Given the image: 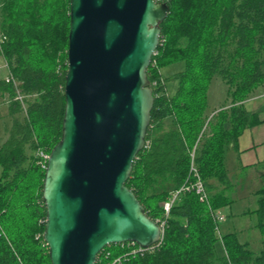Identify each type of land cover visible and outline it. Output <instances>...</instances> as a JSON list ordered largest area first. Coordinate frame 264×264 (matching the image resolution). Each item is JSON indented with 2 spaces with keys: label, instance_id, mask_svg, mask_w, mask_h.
Returning a JSON list of instances; mask_svg holds the SVG:
<instances>
[{
  "label": "trees",
  "instance_id": "obj_1",
  "mask_svg": "<svg viewBox=\"0 0 264 264\" xmlns=\"http://www.w3.org/2000/svg\"><path fill=\"white\" fill-rule=\"evenodd\" d=\"M158 1L170 12L148 69L155 103L127 187L151 219L164 223L163 236L143 251L132 243L106 246L96 264H264V172L254 194L257 206L246 213L258 218L259 253L222 227L221 242L208 204L194 193L182 194L168 215L163 207L189 178L194 150L210 207L233 204L226 152L237 149L246 128L262 122L246 102L264 88V0ZM70 21V0L0 2V32L7 37L0 56L24 96L16 100L13 83L0 80L11 118L0 148V264H52L43 237L46 168L37 164V152L50 155L62 138ZM175 64L183 68L173 76L177 88L170 94L161 70ZM215 78L228 86L231 103L210 117Z\"/></svg>",
  "mask_w": 264,
  "mask_h": 264
},
{
  "label": "water",
  "instance_id": "obj_2",
  "mask_svg": "<svg viewBox=\"0 0 264 264\" xmlns=\"http://www.w3.org/2000/svg\"><path fill=\"white\" fill-rule=\"evenodd\" d=\"M169 12L158 0H70L63 133L43 184L52 264H96L106 246L161 240L127 182L146 144L148 69Z\"/></svg>",
  "mask_w": 264,
  "mask_h": 264
},
{
  "label": "crops",
  "instance_id": "obj_3",
  "mask_svg": "<svg viewBox=\"0 0 264 264\" xmlns=\"http://www.w3.org/2000/svg\"><path fill=\"white\" fill-rule=\"evenodd\" d=\"M262 97H264V92L261 95L253 96V98L246 102L247 110L250 112H257L262 122L253 127L246 128L238 139L237 149L230 147L226 152L225 164L232 184V190L229 196L233 200V204L219 210L223 212L227 218V222L221 226L223 231H225V233H236L241 242H248L250 245L252 227L251 223H248L247 218L251 217L249 216L250 214H246L250 207L245 205L243 206L244 208L239 209L237 205L247 201V197L251 195L255 197V192L261 188L260 186L257 190L252 189L254 179L257 177L261 179L264 172L262 168V164L264 163V104L257 106L254 102V100L263 99ZM10 128L11 125L10 127H6L7 138ZM3 140L0 141V148L7 139L2 143ZM228 210L231 214L233 213L235 215H233V217H237L236 219L244 220L241 230L238 231V226H235L234 223H230L231 218H228ZM220 249L221 254H224L223 246H221Z\"/></svg>",
  "mask_w": 264,
  "mask_h": 264
},
{
  "label": "rangeland",
  "instance_id": "obj_4",
  "mask_svg": "<svg viewBox=\"0 0 264 264\" xmlns=\"http://www.w3.org/2000/svg\"><path fill=\"white\" fill-rule=\"evenodd\" d=\"M1 2V0H0ZM6 64V61L4 60L3 57L0 56V79L5 80L7 74H8V70L6 68H4ZM183 68V66L181 64H175L172 66H169L167 68H164L163 70H161V73L163 74L164 78L168 79V93L173 94L177 88V83L173 80V76L181 71ZM264 92V89H258L253 96H258L261 95ZM209 98H208V102H209V108L207 111V114L212 117L216 111L222 109L223 107H227L230 105L231 103V98L228 95V86L226 85V83L221 79V78H215L213 79L210 88H209V94H208ZM252 96V98H253ZM263 99H258V100H254L255 104H257V106H261L264 104V97H262ZM248 102V101H247ZM9 107H10V98L8 95H0V141H2V143L7 139V130L6 127H10L11 125V118H10V111H9ZM9 131V130H8ZM1 167H0V171H1ZM263 184V180L262 177L261 179H259L258 177L256 179H254V185L252 186L253 190H257L258 188H260V186L262 187ZM247 206L250 207L249 211L253 210L256 208L257 203H256V198L251 195L249 197H247V201H245L244 203L241 202L240 205H237V207L239 209L244 208L243 206ZM229 211V210H228ZM229 216L228 218H231L230 223H234L235 226H238L237 229L238 231L242 229V224L244 222L243 219H236L235 217H233V213L231 214V212L229 211ZM235 216V215H234ZM251 218H247L248 223H251V245H250V249L256 253H259L260 250L263 247V241H262V236L260 231L258 230V228H256L257 222H258V218L256 215H249ZM233 217V218H232ZM227 220V218H226ZM250 220V221H249ZM227 221L224 222V224ZM223 231V229H222ZM223 233H225V231H223ZM244 236V235H243Z\"/></svg>",
  "mask_w": 264,
  "mask_h": 264
},
{
  "label": "built area",
  "instance_id": "obj_5",
  "mask_svg": "<svg viewBox=\"0 0 264 264\" xmlns=\"http://www.w3.org/2000/svg\"><path fill=\"white\" fill-rule=\"evenodd\" d=\"M6 40H7V37L3 33L0 32V49L2 48V45L6 42ZM4 68H6L8 70V74L5 78L6 82L7 83H13V86L16 89V92H17L16 100L23 102L24 96L20 93L19 83L10 74L9 67H8L7 63L5 64ZM37 157L39 158V161L37 164L42 166L43 168H46L47 161L49 159V154L47 152H45L44 150H39L37 152ZM195 158H196V156H195V150H194L191 153V164H190L189 178L187 179L186 183L183 184V186H181L177 191L172 193L171 198L163 204V207H164L166 214L168 215L173 204L178 200V198L182 194L194 193L195 195H197L199 197L201 202L208 204L210 211H211V214H212V217L216 221V232L219 235V238L222 242V232H221L220 227L226 221V216L223 212L216 211L210 207V195H209V192L206 188L205 182L201 177L199 169L196 165ZM159 225L161 227L162 236H163L164 223L159 224ZM162 236H161V239H162ZM132 244H134V243H132ZM222 245H223V243H222ZM143 250H146V249L140 247L139 251H143Z\"/></svg>",
  "mask_w": 264,
  "mask_h": 264
}]
</instances>
